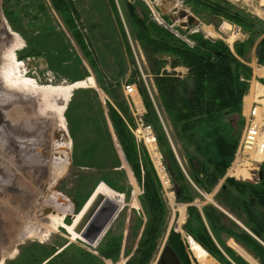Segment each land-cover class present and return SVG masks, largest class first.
<instances>
[{"label":"trees","instance_id":"16d2710c","mask_svg":"<svg viewBox=\"0 0 264 264\" xmlns=\"http://www.w3.org/2000/svg\"><path fill=\"white\" fill-rule=\"evenodd\" d=\"M49 1L56 13L64 18L68 29L73 31L68 22L71 20L72 11L70 0ZM106 1L117 26L122 28L115 0ZM182 1L191 5L200 18H203L206 12L212 20L219 23L226 21L238 26L247 39L242 43H235L231 49L222 40H209L198 34L191 36L193 44L189 45L175 37L167 28L153 22L143 4H138L136 8L123 0L120 9L143 56V73L150 78V85L154 87L152 102L140 71H136L135 84L146 108L144 120L152 127L177 202L188 204L184 231L221 264L230 263L224 260L216 242L229 257L232 258L233 253L221 244L220 234L233 239L234 243L254 257L259 264H264V246L261 245H264V176L257 185L226 179L214 196L216 204L248 231L212 205L198 209L193 204L196 198H202L198 191L211 193L233 161L243 127L242 99L248 92L252 78V69L248 65V55L251 51L257 64L264 67V22L239 11L225 0ZM3 4L5 18L10 27L18 32H25L24 29L17 30L18 25L22 26L23 23L18 17H29L31 14L38 17L48 13L45 0H4ZM38 21L41 22L38 24V34L32 37L29 35L34 43L45 42V37H48L52 30L50 22L37 19ZM72 36L85 59L91 64L92 55L90 56L82 35L72 32ZM31 41H26L28 47ZM125 44L128 46L126 39ZM106 48L111 46L105 45ZM42 50V47H39L32 51H23L22 54H17V59L44 58ZM115 52L119 54L118 50ZM60 57L61 60H58ZM45 58L49 67L53 69L54 66L57 72L64 74L69 71L72 82L81 81L86 77V74L80 75L78 71L81 64L78 59H72L69 63L62 55L57 57L52 51H48ZM102 60L103 58L96 57L95 64ZM121 60L123 59H120L119 76L125 74ZM177 68L186 69V73H178ZM259 82L264 85V80L260 79ZM130 83H133V80ZM102 85L108 97L105 102L106 115L94 89L74 91L65 114L69 136L75 143L79 127L76 125L74 128V123L68 121V110H72L82 127L85 121L93 127L91 138L96 147H99L102 153L105 152L104 147H109V153L111 152L115 159V167L111 170L118 169L122 163L116 156L115 142L108 130L109 120L126 165L131 170L136 184L143 188L140 204L146 221L141 236L142 249L136 251L138 256L128 264H149L157 252V241L168 224L166 205L161 196L160 183L144 148H138L141 146L135 143L133 135L126 127L125 120L131 121V118L119 81L104 79ZM95 123L98 124L94 126ZM99 166L101 165L93 167L100 171L102 168ZM261 168L264 172V163ZM188 177L198 191L190 184ZM82 179L84 182L83 177ZM85 203H75L76 214L80 213ZM139 225H142L140 219L138 229ZM109 232L110 230L104 238ZM121 241L118 239L111 249L102 250V256L114 259L116 254L108 251L119 250ZM165 245L172 248L181 264H191L178 234L171 231ZM62 246L63 244L59 245ZM57 252L56 249L51 250L36 264H42ZM62 256V253L57 254L51 262L58 261ZM237 258H233L236 264H247L240 257Z\"/></svg>","mask_w":264,"mask_h":264},{"label":"rangeland","instance_id":"374dc122","mask_svg":"<svg viewBox=\"0 0 264 264\" xmlns=\"http://www.w3.org/2000/svg\"><path fill=\"white\" fill-rule=\"evenodd\" d=\"M122 1L123 0H115L116 6L119 11V17L122 23V28L120 29L116 24V20H114V17L111 14L110 6L107 4L106 0H70L72 11L70 14L71 20L69 19L68 22L70 24V27H73V31L68 29V27L65 25L64 18L60 17L56 13L52 3L49 0H45V5L48 10V13L43 16H46V18L41 15L38 17H33V14H31V16L29 17H27V15L18 17L23 23L22 26L18 25L19 29L17 30L24 29L25 32H18L12 27H10L7 19L4 16V0H0V14L5 20L9 32L15 34L17 41L21 44L22 49L16 53V57L18 56L17 54H22L23 51H32V49H38L39 47H42L43 50L41 52H43L45 57L48 51H52L53 54L57 57L59 55H62L64 60H69V63L72 59H78L81 63L78 66V71L80 72V75L86 74L85 79L81 81L92 78V81L94 82V87L87 86L85 87V89H94L98 93L100 103L102 102L101 107H104V114H106L107 109L106 103L104 102L108 101V97L102 89V83L104 79L118 80L122 89V85L130 83V81L132 80L133 83L137 81L135 78V74L137 70L139 72V68L142 74L144 75L142 61L140 60V51L138 49L137 43L133 40L131 36V30L128 26V23H126L125 16L123 15L122 10L120 9V6H122ZM124 1L130 3L133 6H136V8L138 7V4H143L144 8L147 10V13H149V18L153 22H155L152 18V12L149 9L146 0ZM172 1L173 5L175 6V9H172H174L175 13L182 9L187 14L194 16L199 22L197 26H190L185 29L179 27L178 25L172 28V34L175 37L186 42L187 44L192 45L193 43L191 41V36L198 34H201L205 39L214 41L222 40L231 49L233 48L235 43H242L246 41V34H244L238 26L229 24L226 21H221L219 23L216 20H212L210 17L207 16L208 14L206 12H204L206 15L203 18H200L197 16L196 11L193 10V7L191 5L183 3L182 0ZM225 1L230 3L239 11L245 12L251 17L264 22V5L262 4L264 0ZM156 3L161 9V12L163 13V20L169 25H171L172 19L175 18L177 14L167 10V8L165 7V0H157ZM168 5L170 6V4ZM206 16L208 18H206ZM37 19L42 20L43 22H50L51 24V29L53 30V33L51 30L48 37H45V42L34 43V40L31 41L32 35L38 34V24L41 23L39 21L37 22ZM72 32H79L82 35L85 46L87 45L90 51V56H93L90 57L93 60L91 64L89 63V60L85 59L83 53L80 51L76 42L72 38ZM30 34L31 37L29 36ZM125 39L128 42V46L125 44ZM14 40V37L6 38L3 36V38H0V50L3 52L5 47H9V45H11ZM28 40L31 41L29 47L26 42ZM105 45H109L111 46V48L105 49ZM115 50H118L119 54H117ZM250 53L251 54L248 55V65L252 62L251 59L253 56V52L251 51ZM45 57L42 58L45 60L46 64L43 63V61V64L37 65L36 69L32 70L31 74H28L29 72L27 71V76L29 78L36 80L40 85H70L71 83H75L71 81V76L68 70V73L65 72L64 74L57 72L54 66L53 69L51 68V66L49 67ZM96 57L103 58V60L99 61L97 65L95 64ZM120 59H123L121 60L122 68L125 72L123 76H119L118 73L120 70L119 66L121 65ZM27 60L33 61L34 59L29 58ZM58 60H61V57ZM254 60H256L255 57ZM44 65H46V67ZM38 71L41 72L39 73ZM145 82L149 87H151L150 78H148L147 76H145ZM85 89L81 88L79 90ZM12 103H8V105L5 104L8 107L9 111L15 109L16 107L19 108L18 106H22V110H26V112H28L27 114H32L34 112L35 102H33L32 100H20V102L18 103ZM68 117V121L74 123V128L76 127V125H78L79 129L76 133V142L74 143V141L69 136L68 122L64 115L66 131L70 138V140L67 141L68 154H64L68 161L66 168H64L63 175L56 182V185L53 189L54 192L67 198L69 203L71 204V211L62 216V223L66 226L72 225L77 215L75 211V203L77 202L82 204L84 201L88 202L91 198L90 196H92L93 192L96 191L100 183H104L108 189L122 196L124 198L125 206L120 210L118 217L109 227L108 231L110 230V232L108 236H106L105 238L103 237L104 239H100L97 242V245H95L94 247L89 246L88 244L82 242L79 239L72 240L71 236L67 233L65 228L59 225L53 226L52 228H47V219L45 221V218L47 217L45 216L50 215L51 213L45 214V212H42V219L38 217L37 219L33 220L35 215L34 217H32V214L30 212L31 207L36 200L38 210L40 207L46 208L44 204L46 199V197L44 196V192L48 191L46 195H48L50 192V189L46 190V185L48 183L49 178L48 170L42 167L44 161L43 157L41 159H38L39 156H37L36 168L33 169L37 170V174H35L29 166H22L20 168V172L19 170V173L16 172L17 174L14 178L15 186L20 187L19 189L22 193V198L19 195L18 199H16V202H20L22 205L18 206L15 211L16 213L10 216H8L6 212H3V208H0V256L2 258L1 264H36L38 260L40 261L45 258V255L53 249L58 250L57 254L62 253L63 256L58 261L51 262V259L57 255L55 254L49 259H46L44 262H42V264H128L138 256L139 250L141 251L142 249V245H140L142 242L141 236L143 234L144 223L146 221L143 209L140 204V198L143 194V188H141V186L135 183L136 181L133 178L131 170L126 165L124 156L122 155L121 149L117 144V140L113 132H110L109 123L107 122L108 130L115 142V147L117 148L115 150H118V152L116 151V156L122 163V166L120 168H114L112 170L111 168L115 167V159L112 156L111 152L109 153L110 150L108 146L107 148L104 147L105 152L102 153V150L99 147H96L95 143L92 142L93 140L91 138V135L93 133V127L87 125L86 121L84 122V125L82 127V124L78 121V117L76 116L75 112H72V110H68ZM35 120L38 124L34 123L35 121H28V123L25 124L26 127H24L23 125L19 126V123L16 126V129L20 131V137L22 134H25L23 137L26 138L25 136L29 132H32V139L30 138V140L28 139V141L32 140L33 146L40 145L42 142L44 143V141L47 140L48 135L50 138L52 136V133L54 134V131L52 130L53 127H51V125H49L48 127H44L41 123L45 121L39 119L37 120V117H35ZM96 124L98 123H95L94 126H96ZM125 124L129 133L132 135L130 131V128L132 126V119L131 121L125 120ZM57 139V136L54 134L53 140L57 141ZM7 142L10 143L9 141ZM17 146L19 145H9L8 147L5 146L2 152L0 151V167L3 165L2 161L5 160L4 158L6 157H4V152H6L7 154H15V158L18 160V162L20 161V158L22 159L24 157L19 151L17 152L18 156L15 152L8 151L11 148H15ZM139 146L141 147H137H143L142 145ZM20 149L21 148H19V150ZM143 150H145L148 156L146 149L144 148ZM235 155L236 152L234 153L233 160H236L237 158ZM120 157H122V159H120ZM38 160L41 161L42 165H38ZM98 165H101L99 167H101L102 170L99 169L100 171H98L94 169L93 166L96 167ZM261 167L262 165L258 167L257 170L262 172L263 179L264 172ZM47 168L49 167L47 166ZM247 169H250V167ZM153 170L155 172L154 168ZM155 175L161 186V196L166 205V210L168 214V224L162 237L157 241V252L149 264H155L162 247L165 245L168 234L171 231L175 232L180 236L181 242L185 247V252L188 257V261L191 264H199L190 253L187 244L188 240L185 238L184 235H189L184 231V225L187 221L186 209L188 204L186 206V203L184 204L177 202L176 193L171 182L170 188L167 189L166 187H163V184L161 185V181L159 180L156 172ZM244 176H246V174H244ZM82 177L84 178V182ZM246 177L247 179H245V181L241 180V182L257 185L262 180L260 179L259 174L257 175V178L259 179L258 182H254V180L250 179V177L248 176ZM1 179L2 177L0 168V180ZM187 179L190 184L195 188L189 177ZM226 179L231 178L225 177L224 174L223 178L219 180L218 184L209 194L198 191L195 188L202 198L201 200L196 198L193 202L194 206L198 209H201L205 205H212L218 208L219 210L223 211L214 201V196L219 192V189L221 188L223 182ZM44 187L45 189H43ZM127 187L130 189V191H128L129 189L127 190ZM127 192L129 193V195ZM11 195L14 194H10L9 192L5 191V186L0 181V200H2L1 202L3 203L5 202V199H10ZM28 195H31L32 198L29 199L30 197H28ZM2 197L5 199H3ZM12 200L13 199L11 198L9 202L15 203V201ZM227 216L229 215L227 214ZM139 219L142 220V225H139L140 228H142L141 230L137 228ZM231 219L235 221L233 218ZM35 222H37L36 224H38V232L30 231L27 227L28 223H31L33 226L35 225ZM235 222L242 228H245L237 221ZM176 224L178 226H176ZM245 230L248 231L246 228ZM182 232H184V234ZM209 233L210 235H212L211 232ZM225 237V240H231L230 243H234L233 239H229L227 236ZM118 239L122 240L120 242V248H118L119 250L108 251L109 253L114 252V255L116 254V257L112 259L102 256L101 251L105 249H111L112 245H114L115 243L117 244ZM213 239L215 238L213 237ZM256 240L259 241L258 238H256ZM216 241L217 240L215 239V242ZM61 244H63V246L59 247V245ZM215 244L217 245V248L220 250L221 255L227 263L236 264L233 258L238 259L237 257H240L242 261L249 264V262L243 256H241L238 251H234L231 247H227L233 253V257L231 258L221 249L220 245L217 244V242ZM234 245L237 246L245 255L249 256L252 260H254L256 264H259L257 260L254 259V257L249 255L248 253H246L244 249H242L236 243H234ZM261 245L264 246L262 243ZM87 254H89L90 256H88ZM209 257L214 261L215 264H221L216 261L212 256L209 255Z\"/></svg>","mask_w":264,"mask_h":264},{"label":"bare ground","instance_id":"6f19581e","mask_svg":"<svg viewBox=\"0 0 264 264\" xmlns=\"http://www.w3.org/2000/svg\"><path fill=\"white\" fill-rule=\"evenodd\" d=\"M264 5V1L262 2ZM0 38L6 37H14V41L9 47H5L4 51L0 50V96L6 101V105L8 103H18L20 100H32L36 101L35 97H39L37 101H40V108L32 114H27L26 110H22V106H18L19 108L12 109L11 111L6 110L5 114L8 117L12 130H17L16 126L18 125L19 121L29 120V121H36L37 120L47 121L49 120L52 130L54 134L57 136V141L53 140V133L52 136L47 140L42 142L40 145H37V152H38V159L43 157V165L41 161L38 160V165H42L44 169L48 170V183L46 185V190L50 189L48 195L47 192H44L45 199V207H40L38 210L37 200L32 205L30 212L32 215L33 220L37 219L38 217H42V212L50 210L53 212L51 215H47L45 217V221L47 219L46 227L52 228L53 226L59 225L67 231V233L71 236L72 240L80 239L76 234H74L73 229L75 225L79 222L82 214L85 212L89 203L97 196L102 195L105 199H107L111 204H115L118 209L119 213L120 210L125 206L124 198L117 193L111 191L107 188L104 183H100L98 188L96 189L95 193L83 207L81 212L76 215L72 225H64L62 223V216L71 211V204L69 203L68 199L61 196L60 194L54 192V186L56 182L60 179L63 175L64 168L67 166V158L64 154H68V139L66 134V124H65V112L66 108L62 106H58L60 101L68 103L72 97V94L77 89L85 88L87 86L92 87L94 82L92 78L86 79L85 81H79L72 85H40L36 80L31 79L27 76L26 71V63L19 61L16 59V53L22 49L21 44L17 41L15 34L9 32L8 27L6 25L5 20L3 19L2 15L0 14ZM3 41V40H2ZM4 42V41H3ZM246 95L244 96V98ZM243 101H246L245 99ZM0 99V104L4 103ZM242 101V104H243ZM250 106L247 105L245 108V112H250ZM27 120V121H28ZM52 131V132H53ZM60 136V137H59ZM52 138V139H51ZM61 138V139H60ZM8 133L7 130L4 128L0 130V151L2 152L5 146H14L13 143H8ZM60 139V140H59ZM9 144V145H8ZM10 149V148H9ZM15 148H11V152H14ZM6 155V154H5ZM7 159L10 162H13L15 156L13 153L7 154ZM47 166L49 168H47ZM45 189V187L43 188ZM44 191V190H43ZM120 197V198H119ZM2 200H0L1 202ZM118 213V214H119ZM30 217V216H29ZM32 219V218H30ZM42 219V218H41ZM44 220V219H43ZM35 222L32 226L31 223H28V229L30 231L38 232V224ZM176 226H178L176 224ZM110 225L106 228V230L101 235L100 239H102L108 232ZM42 229V227H41ZM182 229V228H181ZM176 230V227H175ZM184 234V232H182ZM185 235V238L188 240L187 244L189 247V251L195 260L199 264H215L214 261L209 257L207 252L203 250L200 245H198L189 235ZM97 245L95 243L93 247ZM240 250V249H239ZM240 252L243 254V257L250 263L256 264L254 260H252L249 256L245 255L241 250ZM242 256V255H241Z\"/></svg>","mask_w":264,"mask_h":264},{"label":"built area","instance_id":"2783aa9c","mask_svg":"<svg viewBox=\"0 0 264 264\" xmlns=\"http://www.w3.org/2000/svg\"><path fill=\"white\" fill-rule=\"evenodd\" d=\"M159 1V0H158ZM152 12L154 21L165 26L162 15L157 10V0H146ZM177 25V23H176ZM171 28L173 26H170ZM145 87L152 99V87L145 82V76L141 74ZM129 112L131 114L132 126L130 131L138 145H142L150 158L155 172L161 181V185L170 188V180L163 162V157L158 149L156 138L152 127L144 120L146 114L145 106L137 91L135 84L122 86ZM242 106V118L244 127L236 149V160H233L226 171V177L237 181H245L246 176L257 182L258 167L264 162V85L256 83L251 87L244 98ZM249 105L250 112L246 113L245 108ZM250 169H247L249 168ZM246 174V176H244Z\"/></svg>","mask_w":264,"mask_h":264},{"label":"water","instance_id":"95a60500","mask_svg":"<svg viewBox=\"0 0 264 264\" xmlns=\"http://www.w3.org/2000/svg\"><path fill=\"white\" fill-rule=\"evenodd\" d=\"M175 19L180 21V27H190L197 26L199 24L198 20L185 11L180 9L177 12ZM44 59L40 58L38 60L39 63H42ZM27 71L34 68L35 61H27ZM46 67V65H44ZM74 84V83H73ZM72 85V84H70ZM40 99L39 97H37ZM36 97V101L38 100ZM35 101V100H34ZM40 103V101H39ZM67 103L60 101L58 106H62L66 108ZM5 112L2 110L0 105V126L2 125V121L4 120ZM50 123L49 120H47ZM67 139L69 140L68 133L66 132ZM260 179H262V172L259 173ZM120 198V197H119ZM53 214L52 211L47 210L45 214ZM119 209L115 204H111L107 199H105L102 195H97L89 206L82 214L79 222L75 225L73 232L76 234L82 242L88 244L89 246H93L100 240L101 235L106 230V228L115 221L118 217ZM234 249L239 252L240 255L243 254L240 252L239 248L234 245ZM1 262V261H0ZM155 264H181L179 258L176 253L172 250L168 245H164L158 255V258ZM250 264V263H249Z\"/></svg>","mask_w":264,"mask_h":264},{"label":"flooded vegetation","instance_id":"af4514ba","mask_svg":"<svg viewBox=\"0 0 264 264\" xmlns=\"http://www.w3.org/2000/svg\"><path fill=\"white\" fill-rule=\"evenodd\" d=\"M39 59L40 58H34V61L36 62V64H34V68L30 70L29 74H31L32 70L36 69L37 65H41V64L45 63V60L43 63H39L38 62ZM38 72L40 73L41 71H38ZM0 99H3V97L0 96ZM1 101L4 102V99ZM33 102H35V107H34V112H33V113H35L40 108V105H39L40 103L38 101H33ZM5 103H6V101L4 103L0 104L1 108H2V110H4V112L6 110H9L8 107L5 105ZM27 120L19 121L18 122L19 126L23 125L24 127H26L25 124H27L29 121V120L28 121ZM36 122L37 121H35L34 123H36ZM36 124H38V123H36ZM41 124L44 127L49 126V123L47 121L42 122ZM10 126H11L10 121L5 114L4 120L2 121V125L0 126V130H2L4 128L7 130V133H8L7 141H9L10 143H13L14 146L16 144H18L19 146L15 147L14 152L17 154V152L19 151L21 153V155H23L24 157L22 159L20 158L19 162L16 158L13 159V162H10L7 159V153L6 152L3 153L4 157L5 156L6 157L4 158L5 160L2 161L3 165L0 167L1 168V177H2V179L0 181L4 184L5 191L9 192L10 194H14V195H11V198L13 199L12 201H15V203H10L9 200L11 198L6 200L5 198L2 197L3 199H5V202L0 203V208H3L4 209L3 212H6L8 216L15 214L17 207L22 205L20 202H16V199H18L19 195L21 197L22 193L20 192V189H19L20 187L15 186V181H14L15 179L14 178H15L16 174L20 172V168L22 166H27V167L29 166L32 170L34 168H36V162H37V156H38V152L36 149L37 146L32 145V143H33L32 140L28 141V139L29 140H30V138L32 139V136H33L32 132H29L25 136L26 138L23 137L25 134H22L20 137V131H18V130H12L11 131L12 128ZM19 148H21V149L19 150ZM8 151L11 152V149ZM14 156H16V155L14 154ZM17 156H18V154H17ZM13 166H16V167H13ZM18 170H19V172H18ZM33 171L35 174H37V170H33ZM28 197H30L29 199L32 198L31 195L30 196L28 195ZM1 260H2V258L0 256V261Z\"/></svg>","mask_w":264,"mask_h":264},{"label":"crops","instance_id":"0c3cea01","mask_svg":"<svg viewBox=\"0 0 264 264\" xmlns=\"http://www.w3.org/2000/svg\"><path fill=\"white\" fill-rule=\"evenodd\" d=\"M253 54V53H252ZM254 56V55H253ZM252 56V62L251 64H249V66L251 67L252 69V78H251V81H250V88L251 87H254L256 85V82H257V79H262L264 80V67H261L260 65L257 64L256 60H254V57ZM142 59V57H141ZM143 60V59H142ZM144 63V61H142ZM176 71L180 74H185L186 73V69L184 68H178L176 69ZM85 89V88H84ZM105 103V102H104ZM102 104V102H101ZM103 106V105H102ZM104 108V107H103ZM106 115V114H105ZM107 117V116H106ZM108 119V118H107ZM108 123H109V120H108ZM109 127H110V132H113L112 129H111V126H110V123H109ZM117 149V148H116ZM118 152V150H117ZM120 153V152H119ZM120 159H122V157H120ZM136 183V182H135ZM142 228H140L141 230ZM225 235H222L220 234L219 236V240L221 242V244H225L224 246L226 247H231L234 251V243H230L231 240H225Z\"/></svg>","mask_w":264,"mask_h":264}]
</instances>
